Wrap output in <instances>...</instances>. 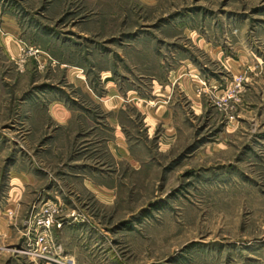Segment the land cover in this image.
<instances>
[{"label": "rangeland", "instance_id": "rangeland-1", "mask_svg": "<svg viewBox=\"0 0 264 264\" xmlns=\"http://www.w3.org/2000/svg\"><path fill=\"white\" fill-rule=\"evenodd\" d=\"M48 201L64 264H264V0H0V264H60L26 253Z\"/></svg>", "mask_w": 264, "mask_h": 264}, {"label": "crops", "instance_id": "crops-1", "mask_svg": "<svg viewBox=\"0 0 264 264\" xmlns=\"http://www.w3.org/2000/svg\"><path fill=\"white\" fill-rule=\"evenodd\" d=\"M8 24V25H7ZM6 27L12 31V29L14 28L13 24L11 22L6 23ZM193 28V27H192ZM15 29V28H14ZM196 31V29H193ZM194 31V32H195ZM12 36H9L8 39L6 40V51L8 52V54L10 56H16L17 54V48L18 45L16 44V41L14 40V38H11ZM196 38V40L201 44V45H208V46H216V47H220L219 43L216 45L215 43H210V41L212 42V40H209L207 38H205V36L203 34H198L195 36H193ZM243 35L239 32V35L235 36V38H233L236 42L239 41L240 46H241V41H243ZM238 45V44H237ZM63 65L66 66V62L63 63ZM65 74L71 78L74 76V72H72L71 69H67L65 71ZM109 81V80H107ZM81 90V89H80ZM82 93L86 94V96L91 99V101H95L93 99V97L89 94V92L87 91H82ZM66 100L64 99H60L53 97V99L51 101H49L43 108L42 110V117L44 118V122H50L53 121L56 123V125H58L61 129V131L66 132L67 130H76L77 129V125L81 124L80 123V119L78 118V110L76 108H73L72 106H70L68 103H65ZM97 104H100L96 101ZM103 105H99L100 110H103L105 113V120L108 123V125L111 128V133H114V127H120L121 126V118L118 116L120 115V113L124 110V108L122 107V104H120L119 102H117L116 99L113 98V96L109 97L108 100L103 101ZM144 111V110H143ZM142 114V113H141ZM143 115V114H142ZM46 117V118H45ZM89 121V119H87ZM85 125V124H83ZM63 129V130H62ZM118 135H119V142L120 143H125V141L123 140L122 136L119 134L120 131H115ZM65 134V133H64ZM68 137V135L65 134V137ZM121 136V137H120ZM121 138V139H120ZM113 137H111V139L108 141V139H106L107 142L112 144V140ZM114 146V145H113ZM117 147H119V145H117L115 147L116 151ZM120 148V147H119ZM121 152V154L124 156H126V153L128 152L126 150V152L124 151L123 147L122 150H119ZM16 174H21V175H26V179H32L30 174L31 172H24V171H17ZM87 182V181H86ZM93 188L95 187L93 185V183L89 180L88 181ZM29 183V182H27ZM93 188H89L91 190H93ZM97 188V187H96ZM95 189V188H94Z\"/></svg>", "mask_w": 264, "mask_h": 264}, {"label": "built area", "instance_id": "built-area-1", "mask_svg": "<svg viewBox=\"0 0 264 264\" xmlns=\"http://www.w3.org/2000/svg\"><path fill=\"white\" fill-rule=\"evenodd\" d=\"M29 228H32V240L28 243L26 253L34 259L35 263L42 259H52L56 263L61 261L51 258L54 248L52 230L63 224L59 207L53 202L44 203L30 218Z\"/></svg>", "mask_w": 264, "mask_h": 264}]
</instances>
